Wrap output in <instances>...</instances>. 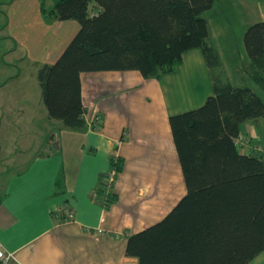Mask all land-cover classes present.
Instances as JSON below:
<instances>
[{"label": "crops", "instance_id": "0c3cea01", "mask_svg": "<svg viewBox=\"0 0 264 264\" xmlns=\"http://www.w3.org/2000/svg\"><path fill=\"white\" fill-rule=\"evenodd\" d=\"M14 2L0 0V63L5 73L14 63L37 72L57 59L79 26L48 13L52 6L37 11L39 27L24 21L18 32ZM80 80V128L47 118L36 84L0 83V152L7 137L12 150L5 159L20 162L0 173V242L14 257L9 264H136L125 255L127 236L162 218L186 191L168 118L212 93L202 50H185L175 69L157 78L130 69L82 72ZM248 121L239 136L259 145L250 127L242 128ZM111 155L122 164L107 189L100 184ZM60 172L62 191L55 186ZM106 193L116 200L103 204ZM247 264H264V250Z\"/></svg>", "mask_w": 264, "mask_h": 264}, {"label": "trees", "instance_id": "16d2710c", "mask_svg": "<svg viewBox=\"0 0 264 264\" xmlns=\"http://www.w3.org/2000/svg\"><path fill=\"white\" fill-rule=\"evenodd\" d=\"M91 1L56 0L48 10L79 27L57 59L37 69L47 118L85 126L82 72L133 69L157 78L194 47L212 82L203 103L168 118L185 193L158 221L127 236L125 255L136 264H247L264 250V153L244 151L235 139L244 121L264 116V101L251 87L231 83L221 68L203 14L214 0H93L89 8ZM243 42L250 75L264 91V19L247 25ZM121 164L110 156L115 175ZM55 186L62 191V172ZM104 196L105 205L116 200Z\"/></svg>", "mask_w": 264, "mask_h": 264}, {"label": "rangeland", "instance_id": "374dc122", "mask_svg": "<svg viewBox=\"0 0 264 264\" xmlns=\"http://www.w3.org/2000/svg\"><path fill=\"white\" fill-rule=\"evenodd\" d=\"M53 2L55 0H15L11 6V13L13 14L11 21L16 22L19 26H17L18 32L22 31L20 25L24 21L28 24L31 23L32 29H35L39 27L37 11H40L42 7L48 10L53 6ZM92 6L93 0L90 2L89 8H92ZM203 14L210 25L211 43L215 44L221 52V68L225 70L226 76L233 84L251 87L264 101V91L250 75L247 53L243 42V32L247 25L259 19H264V0H214L213 6L205 10ZM71 21L79 26L76 20ZM0 62H2L1 56ZM8 69L5 73L3 65L0 63V83L15 84L18 89L26 84L31 85L33 83L37 85L39 93L40 88L36 72L32 68L14 63ZM17 69H20V71L16 72ZM248 127H250L252 136L251 142L264 147V116L258 117L256 120H249L244 126L242 125L244 129ZM4 143V151L0 152V158L3 159V168L0 169L2 175L16 170L20 163L14 162L12 159L9 160V157L8 160L5 159V156L10 154L12 145L7 137L4 138ZM17 145L19 146V144ZM22 154H15V158ZM10 157L12 158V156Z\"/></svg>", "mask_w": 264, "mask_h": 264}, {"label": "built area", "instance_id": "2783aa9c", "mask_svg": "<svg viewBox=\"0 0 264 264\" xmlns=\"http://www.w3.org/2000/svg\"><path fill=\"white\" fill-rule=\"evenodd\" d=\"M100 120V115L96 114L94 116V122H98ZM235 142L241 147L242 150L247 152H258V153H264V147H261L259 145H252L248 140L241 138L240 136L235 139ZM115 179V172L113 170H110V172L107 174L105 179V187L109 189ZM14 260V257L11 252L6 250L2 243L0 242V264H9Z\"/></svg>", "mask_w": 264, "mask_h": 264}]
</instances>
